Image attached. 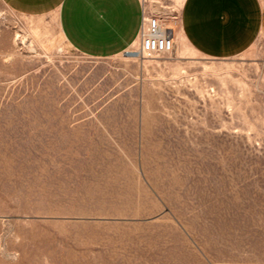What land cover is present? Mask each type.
Returning <instances> with one entry per match:
<instances>
[{
	"label": "rangeland",
	"instance_id": "1",
	"mask_svg": "<svg viewBox=\"0 0 264 264\" xmlns=\"http://www.w3.org/2000/svg\"><path fill=\"white\" fill-rule=\"evenodd\" d=\"M184 1L143 0L172 53L90 58L0 0V264H264V46L202 56Z\"/></svg>",
	"mask_w": 264,
	"mask_h": 264
},
{
	"label": "crops",
	"instance_id": "2",
	"mask_svg": "<svg viewBox=\"0 0 264 264\" xmlns=\"http://www.w3.org/2000/svg\"><path fill=\"white\" fill-rule=\"evenodd\" d=\"M31 17L56 14L66 41L90 58L123 54L139 41L142 0H2ZM179 31L202 56H240L264 46V0H185Z\"/></svg>",
	"mask_w": 264,
	"mask_h": 264
},
{
	"label": "built area",
	"instance_id": "3",
	"mask_svg": "<svg viewBox=\"0 0 264 264\" xmlns=\"http://www.w3.org/2000/svg\"><path fill=\"white\" fill-rule=\"evenodd\" d=\"M139 42L142 53L156 55L172 53L175 41L168 16L162 11L148 10L144 5Z\"/></svg>",
	"mask_w": 264,
	"mask_h": 264
},
{
	"label": "bare ground",
	"instance_id": "4",
	"mask_svg": "<svg viewBox=\"0 0 264 264\" xmlns=\"http://www.w3.org/2000/svg\"><path fill=\"white\" fill-rule=\"evenodd\" d=\"M130 55V57H135L134 55H137V56H139V53H131V54H129ZM129 57V56H128Z\"/></svg>",
	"mask_w": 264,
	"mask_h": 264
}]
</instances>
